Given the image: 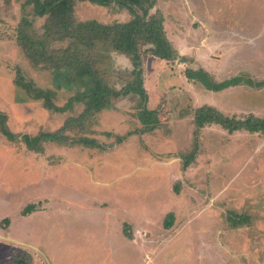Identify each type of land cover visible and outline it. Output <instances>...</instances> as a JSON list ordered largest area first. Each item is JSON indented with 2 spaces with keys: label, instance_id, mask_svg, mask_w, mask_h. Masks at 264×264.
<instances>
[{
  "label": "rangeland",
  "instance_id": "1",
  "mask_svg": "<svg viewBox=\"0 0 264 264\" xmlns=\"http://www.w3.org/2000/svg\"><path fill=\"white\" fill-rule=\"evenodd\" d=\"M25 1L0 0V263L23 254L31 264H264V133L197 128L192 113L210 105L236 119L264 116V0H155L150 12L163 15L179 57L141 46L153 127L135 93L81 118L86 105L74 96L92 82L48 56L34 61L18 41L21 22L45 50L93 56L116 87L132 61L105 42L48 39L46 15ZM199 12L215 17L214 34L197 31ZM73 18L107 25L132 14L116 1L76 0ZM187 68L236 81L207 89ZM25 82L50 101L30 97ZM53 132L65 140L48 139Z\"/></svg>",
  "mask_w": 264,
  "mask_h": 264
},
{
  "label": "trees",
  "instance_id": "2",
  "mask_svg": "<svg viewBox=\"0 0 264 264\" xmlns=\"http://www.w3.org/2000/svg\"><path fill=\"white\" fill-rule=\"evenodd\" d=\"M75 1L26 0L25 2L32 5L33 15H46L47 20L44 23V27L45 37L48 39L55 40L70 37L76 39L79 43L87 45L89 49H93L98 42H105L116 50L126 54L132 61V77H129L127 73L119 75L124 81L120 87L107 82L105 73L94 64L95 60L93 56L89 57L88 55V58H86L73 52L58 55L54 50H45V39L37 35V32L31 27V21L24 20L21 22L22 26L18 36L19 43L34 61L48 56L49 61L55 64L54 67L59 68L60 65H63L73 69L77 77H88V80L92 84H89L84 91L74 96L75 100H78V102L82 100L86 105L84 112L80 114L81 118L89 119V116L95 114L97 111L109 107L113 100H117L129 93H135L138 94L142 102L139 114L141 121L143 124L152 121L150 125L153 127L158 120L154 117L155 113L149 111L145 106L147 95L143 88L141 77V61L143 62L144 58V54L141 55V46L148 45L143 49L145 54L156 56L165 61L179 57L177 49L166 35L163 15L158 11L150 12L155 0H87L104 6L116 1L119 6L126 7L132 14V18L128 21L107 25L95 20L77 22L73 18ZM58 62L61 64L59 65ZM205 73L207 72L201 68L185 69V74L188 78L198 80L207 89L221 90L232 86L235 83L234 81H236L230 79V81L224 80L220 83L212 82ZM261 84H264V82ZM25 85L28 88L22 84L21 87L25 88L27 92H29L28 90L32 92V95H29L30 97L35 99L41 97L44 104L50 101V96L44 90L33 87L27 82H25ZM192 113L193 121L197 128L216 123L229 132L245 128L252 132L264 133V116L259 117L250 114L245 118L236 119L222 114L210 105H201L193 108ZM5 132L10 134L8 131ZM46 136L48 139L56 142L65 140L63 139L65 136L60 135L59 132L48 133ZM29 209L30 206L26 208V210ZM172 216L171 212L166 215L164 223L166 227L170 226ZM0 264H31V262L23 254H16L10 261Z\"/></svg>",
  "mask_w": 264,
  "mask_h": 264
},
{
  "label": "crops",
  "instance_id": "3",
  "mask_svg": "<svg viewBox=\"0 0 264 264\" xmlns=\"http://www.w3.org/2000/svg\"><path fill=\"white\" fill-rule=\"evenodd\" d=\"M195 18L197 19L198 24H200L199 27H198V30H197L199 33H201V34H203V33L214 34L215 33V27L212 24L213 23L212 20H214L215 17H207L206 18V16L204 17L200 13V15L199 16H195ZM164 29H165V27H164ZM165 32H166V30H165ZM166 35H167V32H166ZM167 37H168V35H167ZM168 39H169V37H168Z\"/></svg>",
  "mask_w": 264,
  "mask_h": 264
},
{
  "label": "clouds",
  "instance_id": "4",
  "mask_svg": "<svg viewBox=\"0 0 264 264\" xmlns=\"http://www.w3.org/2000/svg\"><path fill=\"white\" fill-rule=\"evenodd\" d=\"M113 57H114V53H110V59L113 58ZM130 66H131V64H130V61H129V64L126 67H130ZM113 67L118 69V70H124L125 66H121L118 63H114Z\"/></svg>",
  "mask_w": 264,
  "mask_h": 264
}]
</instances>
